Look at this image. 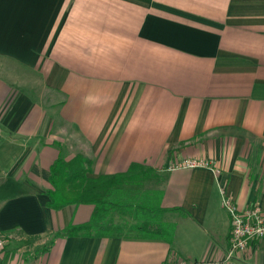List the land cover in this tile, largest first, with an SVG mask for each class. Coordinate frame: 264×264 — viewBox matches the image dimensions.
Wrapping results in <instances>:
<instances>
[{
	"label": "crops",
	"instance_id": "0c3cea01",
	"mask_svg": "<svg viewBox=\"0 0 264 264\" xmlns=\"http://www.w3.org/2000/svg\"><path fill=\"white\" fill-rule=\"evenodd\" d=\"M60 154L154 170L171 244L55 237L93 210L46 206ZM222 191L264 212V0H0V264H264V238L227 256Z\"/></svg>",
	"mask_w": 264,
	"mask_h": 264
},
{
	"label": "trees",
	"instance_id": "16d2710c",
	"mask_svg": "<svg viewBox=\"0 0 264 264\" xmlns=\"http://www.w3.org/2000/svg\"><path fill=\"white\" fill-rule=\"evenodd\" d=\"M63 158L58 155L48 169L46 206L59 211L68 205H92L93 210L88 221L69 224L55 237L120 236L160 239L171 244L175 224L164 220V216L169 213L184 217L186 213L180 208L161 207V190L126 187L130 183L140 185L149 174L159 179L154 170L132 165L125 173L93 176L89 160L80 155ZM116 216L123 219L121 224L115 223Z\"/></svg>",
	"mask_w": 264,
	"mask_h": 264
},
{
	"label": "built area",
	"instance_id": "2783aa9c",
	"mask_svg": "<svg viewBox=\"0 0 264 264\" xmlns=\"http://www.w3.org/2000/svg\"><path fill=\"white\" fill-rule=\"evenodd\" d=\"M219 166L213 159L207 158H183L170 164L168 171L176 169L205 168L214 174L220 172ZM221 206L227 211L230 220V240L227 256L235 251L244 250L247 245L255 240L264 238V212L257 207L239 210L226 198L222 191ZM6 239L0 231V251L4 248ZM165 264H186L182 260H171Z\"/></svg>",
	"mask_w": 264,
	"mask_h": 264
},
{
	"label": "rangeland",
	"instance_id": "374dc122",
	"mask_svg": "<svg viewBox=\"0 0 264 264\" xmlns=\"http://www.w3.org/2000/svg\"><path fill=\"white\" fill-rule=\"evenodd\" d=\"M143 180L144 181L141 182L140 185L139 184L137 185L135 183L134 184L130 183L126 187H130V188L137 189V190H146V189L159 190L162 184V182L159 181V179L156 176H153L152 174L145 176ZM122 221L123 219L121 217H118V216L115 217L116 224H121Z\"/></svg>",
	"mask_w": 264,
	"mask_h": 264
}]
</instances>
